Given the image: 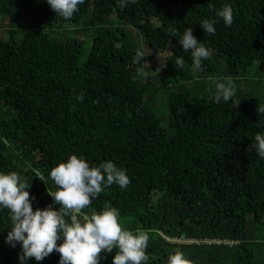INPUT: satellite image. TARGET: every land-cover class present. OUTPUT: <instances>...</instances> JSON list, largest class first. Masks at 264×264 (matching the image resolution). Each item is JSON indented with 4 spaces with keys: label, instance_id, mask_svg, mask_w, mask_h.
I'll return each mask as SVG.
<instances>
[{
    "label": "trees",
    "instance_id": "1",
    "mask_svg": "<svg viewBox=\"0 0 264 264\" xmlns=\"http://www.w3.org/2000/svg\"><path fill=\"white\" fill-rule=\"evenodd\" d=\"M209 2L232 7L230 27ZM79 8L65 21L45 0H0V171L31 183L35 210L52 203L48 173L70 155L112 160L129 185L106 188L83 214L106 202L117 208L123 228L149 236L148 264H167L176 249L191 264H264V160L249 151L264 133V0H137L125 9L85 0ZM205 18L216 20L214 35L199 24ZM67 24L80 38L62 40L57 30ZM169 27H191L210 50L200 68ZM140 45L147 80L133 63ZM229 78L235 96L215 103V85ZM9 226L0 210V264H20V246L5 243ZM115 252L101 253L100 264ZM28 264H59V254Z\"/></svg>",
    "mask_w": 264,
    "mask_h": 264
},
{
    "label": "clouds",
    "instance_id": "2",
    "mask_svg": "<svg viewBox=\"0 0 264 264\" xmlns=\"http://www.w3.org/2000/svg\"><path fill=\"white\" fill-rule=\"evenodd\" d=\"M45 2L56 16L67 21L79 12V6L85 0ZM136 3L137 0H116L119 9ZM209 8L215 9L214 4L209 2ZM215 14L225 26L232 25L233 9L230 5L215 9ZM199 24L205 33L215 34V19L205 18ZM168 32L172 37H178V43L185 52L191 53L194 68H200L202 61L210 57V50L198 41L191 27L182 34L174 27H169ZM113 46L118 50L123 45L117 41ZM144 55L143 45H140L133 63L137 65V76L147 80L152 71L139 66ZM174 66L176 69L184 68V59L177 57ZM235 94L234 81L229 78L215 85L213 101L227 103ZM75 99L83 103L84 94L80 93ZM258 111L264 112V107H259ZM253 149L264 160V133L255 135L249 151ZM39 179L46 182L43 178ZM48 180L55 185V191L48 190L52 203L43 209L33 210L35 197L30 199L28 191L31 183L16 171H0V210H7L10 222L5 243L13 248L20 246V264H28L30 258L43 261L54 251L59 254V264H100L101 253H112L114 249L112 264H148L150 257L146 250L149 236L143 230L133 232L123 228L117 208L106 202L101 211L83 214V210L106 188L112 185L127 188L130 179L125 169L112 160L90 165L83 155L72 154L66 161L51 168ZM167 264H191V261L176 249L167 256Z\"/></svg>",
    "mask_w": 264,
    "mask_h": 264
},
{
    "label": "rangeland",
    "instance_id": "3",
    "mask_svg": "<svg viewBox=\"0 0 264 264\" xmlns=\"http://www.w3.org/2000/svg\"><path fill=\"white\" fill-rule=\"evenodd\" d=\"M62 36V40L69 41L75 38H80L78 32V27L75 25L67 24L65 27L57 30ZM78 31V32H77ZM77 32V33H76ZM4 36V32L0 30V38ZM157 114L160 115H168V111H164V109H158Z\"/></svg>",
    "mask_w": 264,
    "mask_h": 264
}]
</instances>
